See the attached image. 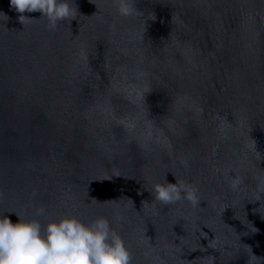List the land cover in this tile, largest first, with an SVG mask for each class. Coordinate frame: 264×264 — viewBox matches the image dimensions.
Masks as SVG:
<instances>
[{"label":"water","instance_id":"obj_1","mask_svg":"<svg viewBox=\"0 0 264 264\" xmlns=\"http://www.w3.org/2000/svg\"><path fill=\"white\" fill-rule=\"evenodd\" d=\"M68 2L50 30L0 0V215L106 218L131 264H264V0ZM165 176L199 203L156 200Z\"/></svg>","mask_w":264,"mask_h":264},{"label":"clouds","instance_id":"obj_2","mask_svg":"<svg viewBox=\"0 0 264 264\" xmlns=\"http://www.w3.org/2000/svg\"><path fill=\"white\" fill-rule=\"evenodd\" d=\"M118 5L121 15L135 12L131 0H118ZM10 6L20 14L22 24L32 20L24 13L39 12L48 20L50 30L61 20L71 22L77 14L76 6L68 0H10ZM238 183L237 179L234 186ZM196 191L183 182H169L167 176L163 184L154 186L155 199L164 204L186 199L196 206ZM3 195L0 192V198ZM43 211L40 209V214ZM16 216L18 221L13 223L0 215V264H131L130 252L106 218L84 223L68 215L41 225L36 219Z\"/></svg>","mask_w":264,"mask_h":264}]
</instances>
